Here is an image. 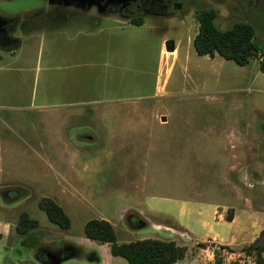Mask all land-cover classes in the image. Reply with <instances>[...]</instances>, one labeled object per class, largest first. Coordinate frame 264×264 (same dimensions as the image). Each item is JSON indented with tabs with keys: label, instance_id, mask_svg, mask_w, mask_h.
I'll use <instances>...</instances> for the list:
<instances>
[{
	"label": "rangeland",
	"instance_id": "rangeland-1",
	"mask_svg": "<svg viewBox=\"0 0 264 264\" xmlns=\"http://www.w3.org/2000/svg\"><path fill=\"white\" fill-rule=\"evenodd\" d=\"M8 1L11 7L0 4V14L14 20L0 19V39L8 45L11 41L5 37H16L19 46L12 52L0 47V77L8 74L17 79L13 86L14 95L9 99L6 95L0 98V177L32 180L34 191L25 209L36 217L40 226H46L50 221L45 211L39 208V200L45 195L43 193L50 192L51 187L56 188L57 182H62V176H74L81 193H88L93 182L102 189L122 185L123 174H127L139 178L145 195H173L177 199L192 197L231 206L242 205V201L232 195L236 191L241 200L251 199L256 207L264 210V170L263 173L257 169L256 173L247 171L245 174L233 171L235 149L233 137L229 135L230 131L244 127L264 129V72L259 69L262 54L250 58L245 65H238L218 54L213 57L198 55L190 43L197 31V12L213 8L217 12L214 23L219 29L225 30L234 22H248L254 28L253 41L258 47H264V0H163L160 10L154 14L152 11L137 13L134 18L146 20L148 28L128 29L140 32L141 36H166L167 41L178 43V55L169 61L172 60L171 69L162 94L142 103L145 112L141 116L110 118L92 116L95 104H85V100L78 97L72 106L57 105L56 99L51 98L55 95L56 85L44 82L46 68L50 70L48 78L56 79L63 71L62 63L57 59L61 54L59 47L98 46L107 33L104 23L120 26L119 21L131 17L119 12H98L93 6L80 5L81 9H92L84 13L73 7L75 11L65 18L63 7L53 5L57 2ZM9 10L17 12L10 15ZM66 23L71 26L63 30ZM167 61V57L150 52L147 72L148 82H152L150 88L158 68L165 70L168 67ZM80 63L83 64L75 70L87 78L92 60L82 58ZM137 67L134 62L130 63V77L137 74ZM70 111H80L81 114L73 116ZM157 116L165 118L164 125ZM106 122L112 125L107 127L110 129H104ZM160 127H164V131ZM189 127L218 128L224 133L188 134L185 128ZM111 131L123 135L126 141L143 142V149L131 157L133 150L95 148L94 133L104 139ZM7 143L16 147L15 165L8 164ZM258 143L264 150V139ZM61 151L65 159L57 166L52 159ZM36 152L48 154V160L38 158ZM96 157H100L99 162L91 165ZM128 159V162H139L135 174L124 171ZM257 163L264 168V154L258 157ZM94 201L93 196L84 194L75 199L74 207L68 208L73 225L67 233L86 239L82 222L90 217L93 209L88 206ZM228 215L230 209L226 211V217ZM137 231L147 232L150 228ZM135 234L137 232L130 236L120 233V238L134 239L138 237ZM194 235L200 239L199 232ZM34 237H0V264H39L34 258V250L26 244ZM207 244L210 242L196 246L201 248ZM77 262L81 261L71 258L65 263Z\"/></svg>",
	"mask_w": 264,
	"mask_h": 264
},
{
	"label": "crops",
	"instance_id": "crops-1",
	"mask_svg": "<svg viewBox=\"0 0 264 264\" xmlns=\"http://www.w3.org/2000/svg\"><path fill=\"white\" fill-rule=\"evenodd\" d=\"M0 4H7V7H11L8 0H0ZM53 5L63 7L66 11L65 18H69L70 13L75 11L73 7L82 10L84 13H88L92 9H81L79 3L72 2L54 3ZM38 10L36 9V11ZM16 12L9 10L8 14L12 15ZM104 16L107 17L106 14ZM8 18L11 17L0 14V19L8 21ZM132 18L124 22L119 21L120 26L104 23V29L107 33L98 46L95 44V46L87 48L80 46L59 47L61 54L57 59L62 63L63 71L56 76V79H49L48 71L50 70L47 67L44 78V82L56 85L55 95L51 98L56 99L57 105L60 107L72 106L75 98L78 97L85 100V104H95L92 116L102 118L141 116L145 112L142 103L160 97L164 90L166 76L171 69L172 60L178 55V43L167 41V37L163 35L159 37L151 34L141 36L140 32L130 31L128 27L148 28L146 20L143 19V22L138 25L130 22ZM196 22L197 31L190 38V43L198 32V20ZM70 26L69 23H66L62 29L68 30ZM171 47L173 50L168 51L167 48ZM151 51L167 57V63L172 59L165 70L163 67L158 68L152 88H150L152 82H148L147 78ZM82 58L92 60V69L90 68L89 72L86 73L87 78L75 70L79 64H83L80 63ZM132 62L138 66V69L137 74L130 77L129 70ZM98 68L105 70H98ZM51 76L53 77V75ZM15 83H17L16 78H12L8 74L2 75L0 77V98L6 95L9 99L13 96ZM148 90L152 94L147 92ZM97 106L100 107L97 108ZM70 112L73 116L81 114L80 111ZM70 112L64 113L69 115ZM159 117L157 116L160 124L164 125L165 118L160 119ZM109 123L106 122L105 130L110 129L107 127H112ZM160 129L164 131L165 128L160 127ZM175 132L173 131V133ZM185 132L188 134L211 133V135L224 133V131L219 132L218 128L212 127L209 129L189 127L185 128ZM229 135L233 137V149H235L232 170L238 174H245L247 171L256 173L259 169L260 173H263L264 168H261V165L258 166L257 159L261 154H264V150H261L258 143L264 139V129L261 130L256 126L244 127L230 131ZM172 136L174 137V134ZM92 140L98 150H133L131 157L138 150L143 149V142L126 141L123 135L114 134L112 131L108 138L105 137L104 139L95 132ZM7 144L9 146L8 164L10 166L15 165L17 163L16 147L13 143ZM190 148H193V145ZM36 156L47 161L49 155L36 152ZM56 156L52 159L53 163L57 166L63 164L64 152H58ZM99 159L100 157H96L90 164L99 162ZM125 161L127 166L125 172L132 171L135 174L139 170V162H128L129 159ZM247 164L248 167L245 166ZM13 177H0V237L36 236L33 240L27 243L23 241V243L34 250V258L39 264H66L65 262L71 258L81 261L76 264H127L123 257L114 256L110 253L108 243H99L84 236V225L93 218L108 221L114 228L118 243L154 238L162 241H174L176 245L185 247L184 257L174 264H213L216 256H221L224 264H230L234 261H238L240 264H254V257L245 255L239 248L251 243L260 230L264 228V210L256 207L251 199L243 198L241 200L239 192H232L234 198L242 201V205L238 206H231L214 200L193 199L192 197L177 199L173 195H145L144 192L142 193L143 185L138 177L123 174L124 183L122 185H111L102 189L93 182L88 193H81L80 189L76 187L78 182L74 176L67 178L62 176V182H57L56 188L51 187L50 192L43 193L45 195L42 197L47 196L50 199L52 197V200L61 206L70 219V226L61 228L48 219L49 224L42 227L36 217L25 209L26 202L32 198L34 191L32 180L28 182L16 176ZM81 194L95 198V201L90 202L88 206L93 209V211L90 210V217L82 222V233L86 239L77 238L67 233V230L71 229L73 225L68 208L74 207L75 199ZM109 201L111 204H108ZM228 209H230L232 219L226 217ZM22 213H26L30 220L37 221L38 225L22 231L18 226ZM148 227L150 231H137ZM132 232H137L135 236L138 237H134V239L120 238V233L130 236ZM198 232L200 239L195 238L194 235ZM207 241L210 244L201 248L196 246ZM221 246H228L231 250L224 251L225 248Z\"/></svg>",
	"mask_w": 264,
	"mask_h": 264
},
{
	"label": "trees",
	"instance_id": "trees-1",
	"mask_svg": "<svg viewBox=\"0 0 264 264\" xmlns=\"http://www.w3.org/2000/svg\"><path fill=\"white\" fill-rule=\"evenodd\" d=\"M217 12L213 8H206L197 12L199 23L198 32L193 37V47L198 55L213 57L215 53L224 59L232 60L238 65H245L250 58L262 54L259 61V69L264 72V47H258L253 41L254 28L248 22H234L231 27L219 29L214 20ZM10 19H13L11 17ZM8 18V21L10 20ZM7 21V20H6ZM133 24H141L143 18H132ZM10 39L11 44H5L0 39V47L12 52L19 46V39L16 37H5ZM39 207L45 211L48 219L61 228L70 226V219L61 206L54 200L42 197L39 200ZM227 219H232L231 215ZM38 225L35 220H30L26 213L20 215L18 226L22 231L34 228ZM84 236L99 243H108L110 253L114 256H121L127 264H174L185 255L186 248L178 246L174 241H162L154 238H145L136 241L118 243L113 226L103 219H90L84 225ZM230 249L228 246H221ZM245 255L254 257V264H264V228L257 237L249 244L240 248ZM213 264H224L221 256H216ZM232 264H240L238 261Z\"/></svg>",
	"mask_w": 264,
	"mask_h": 264
},
{
	"label": "flooded vegetation",
	"instance_id": "flooded-vegetation-1",
	"mask_svg": "<svg viewBox=\"0 0 264 264\" xmlns=\"http://www.w3.org/2000/svg\"><path fill=\"white\" fill-rule=\"evenodd\" d=\"M57 3H79L82 7L93 6L98 12H119L128 17L148 13L147 11L156 12L160 10L163 0H49ZM89 5V6H88ZM157 6V7H156ZM144 11V12H142ZM138 13V14H137Z\"/></svg>",
	"mask_w": 264,
	"mask_h": 264
},
{
	"label": "water",
	"instance_id": "water-1",
	"mask_svg": "<svg viewBox=\"0 0 264 264\" xmlns=\"http://www.w3.org/2000/svg\"><path fill=\"white\" fill-rule=\"evenodd\" d=\"M167 50H168V51H171V50H173V48H172V47H171V48H167Z\"/></svg>",
	"mask_w": 264,
	"mask_h": 264
},
{
	"label": "built area",
	"instance_id": "built-area-1",
	"mask_svg": "<svg viewBox=\"0 0 264 264\" xmlns=\"http://www.w3.org/2000/svg\"><path fill=\"white\" fill-rule=\"evenodd\" d=\"M262 59V56H260V60Z\"/></svg>",
	"mask_w": 264,
	"mask_h": 264
}]
</instances>
